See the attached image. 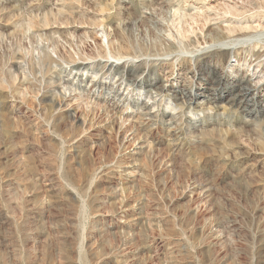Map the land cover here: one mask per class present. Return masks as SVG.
Segmentation results:
<instances>
[{
  "label": "rangeland",
  "instance_id": "obj_1",
  "mask_svg": "<svg viewBox=\"0 0 264 264\" xmlns=\"http://www.w3.org/2000/svg\"><path fill=\"white\" fill-rule=\"evenodd\" d=\"M0 264H264V0H0Z\"/></svg>",
  "mask_w": 264,
  "mask_h": 264
}]
</instances>
